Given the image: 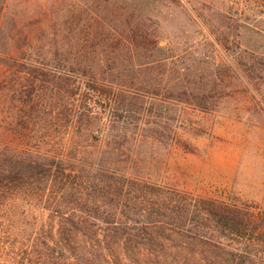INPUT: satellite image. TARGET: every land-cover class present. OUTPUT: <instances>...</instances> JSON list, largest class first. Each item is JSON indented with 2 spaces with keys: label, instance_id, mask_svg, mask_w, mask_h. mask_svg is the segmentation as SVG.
Listing matches in <instances>:
<instances>
[{
  "label": "trees",
  "instance_id": "16d2710c",
  "mask_svg": "<svg viewBox=\"0 0 264 264\" xmlns=\"http://www.w3.org/2000/svg\"><path fill=\"white\" fill-rule=\"evenodd\" d=\"M117 29L101 44L56 45L76 52L60 59L28 55L32 41L2 48L0 88L11 92L19 118L18 141L0 136V264H174L178 255L197 264H264V211L120 168L115 143L137 100L132 71L149 64L132 55L158 40L138 26L127 37ZM87 33L105 28L88 25ZM124 49L129 58H121ZM52 91L62 102L46 110ZM42 113L54 128L65 119V138L42 139Z\"/></svg>",
  "mask_w": 264,
  "mask_h": 264
},
{
  "label": "rangeland",
  "instance_id": "374dc122",
  "mask_svg": "<svg viewBox=\"0 0 264 264\" xmlns=\"http://www.w3.org/2000/svg\"><path fill=\"white\" fill-rule=\"evenodd\" d=\"M88 25L105 34H83ZM122 26L124 37L138 26L158 45L132 55L149 64L132 71L137 100L115 143L120 168L264 211V0H0V61L8 42L32 41L37 47L28 55L60 59L76 52H56V45L112 41L117 37L109 32ZM183 91L185 98H177ZM48 95L46 110L60 96ZM13 101L0 88V136L9 144L18 141ZM39 119L42 139L66 137L65 119L56 128L50 114ZM172 262L197 264L188 255Z\"/></svg>",
  "mask_w": 264,
  "mask_h": 264
}]
</instances>
